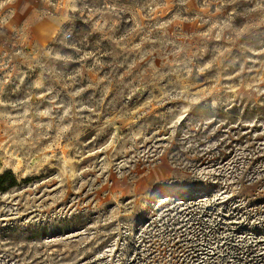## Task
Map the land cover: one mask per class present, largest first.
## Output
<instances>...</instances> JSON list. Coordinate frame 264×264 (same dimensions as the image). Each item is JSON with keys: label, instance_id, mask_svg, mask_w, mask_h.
<instances>
[{"label": "rangeland", "instance_id": "rangeland-1", "mask_svg": "<svg viewBox=\"0 0 264 264\" xmlns=\"http://www.w3.org/2000/svg\"><path fill=\"white\" fill-rule=\"evenodd\" d=\"M0 264H264V0H0Z\"/></svg>", "mask_w": 264, "mask_h": 264}, {"label": "trees", "instance_id": "trees-1", "mask_svg": "<svg viewBox=\"0 0 264 264\" xmlns=\"http://www.w3.org/2000/svg\"><path fill=\"white\" fill-rule=\"evenodd\" d=\"M12 181L13 180V174L10 171H5L0 175V187L5 183V181ZM14 181V180H13Z\"/></svg>", "mask_w": 264, "mask_h": 264}]
</instances>
